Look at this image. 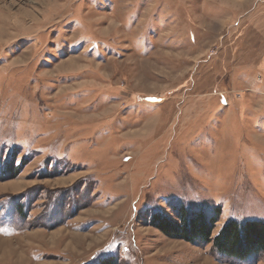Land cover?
Here are the masks:
<instances>
[{"label":"rangeland","instance_id":"rangeland-1","mask_svg":"<svg viewBox=\"0 0 264 264\" xmlns=\"http://www.w3.org/2000/svg\"><path fill=\"white\" fill-rule=\"evenodd\" d=\"M181 207L264 221V0H0V264H264Z\"/></svg>","mask_w":264,"mask_h":264},{"label":"trees","instance_id":"trees-1","mask_svg":"<svg viewBox=\"0 0 264 264\" xmlns=\"http://www.w3.org/2000/svg\"><path fill=\"white\" fill-rule=\"evenodd\" d=\"M178 222L173 223L166 215H157L151 224L169 238L185 240L191 244L198 242L214 243L216 249L227 257L240 261L264 251V221H229L223 230L211 240L214 225L218 222L221 209H215L214 217L206 215L204 210L178 209ZM98 264H118L114 258L102 260Z\"/></svg>","mask_w":264,"mask_h":264},{"label":"crops","instance_id":"crops-1","mask_svg":"<svg viewBox=\"0 0 264 264\" xmlns=\"http://www.w3.org/2000/svg\"><path fill=\"white\" fill-rule=\"evenodd\" d=\"M6 228L7 227H5L4 229H6ZM3 230L0 231V239H4V238L7 239L6 237H7V233L9 230L7 232H3ZM8 236H15V235H8Z\"/></svg>","mask_w":264,"mask_h":264},{"label":"bare ground","instance_id":"bare-ground-1","mask_svg":"<svg viewBox=\"0 0 264 264\" xmlns=\"http://www.w3.org/2000/svg\"><path fill=\"white\" fill-rule=\"evenodd\" d=\"M69 5V4H68ZM12 18V17H11ZM3 21V20H2ZM7 25V24H6ZM7 27V26H6ZM15 27V26H14Z\"/></svg>","mask_w":264,"mask_h":264}]
</instances>
